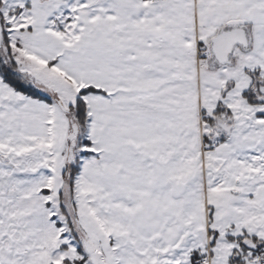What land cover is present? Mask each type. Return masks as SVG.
Segmentation results:
<instances>
[{
  "label": "snow or ice",
  "instance_id": "snow-or-ice-1",
  "mask_svg": "<svg viewBox=\"0 0 264 264\" xmlns=\"http://www.w3.org/2000/svg\"><path fill=\"white\" fill-rule=\"evenodd\" d=\"M0 264H264V0H0Z\"/></svg>",
  "mask_w": 264,
  "mask_h": 264
}]
</instances>
